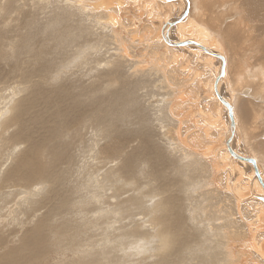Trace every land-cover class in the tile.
<instances>
[{
	"label": "bare ground",
	"instance_id": "obj_1",
	"mask_svg": "<svg viewBox=\"0 0 264 264\" xmlns=\"http://www.w3.org/2000/svg\"><path fill=\"white\" fill-rule=\"evenodd\" d=\"M0 25V264H264V0H0Z\"/></svg>",
	"mask_w": 264,
	"mask_h": 264
},
{
	"label": "rangeland",
	"instance_id": "obj_2",
	"mask_svg": "<svg viewBox=\"0 0 264 264\" xmlns=\"http://www.w3.org/2000/svg\"><path fill=\"white\" fill-rule=\"evenodd\" d=\"M202 5L204 6L205 5V0H202ZM238 13V14H237ZM234 14H236V15H234ZM234 14H230V15H228L226 18H225V20L227 21V23L229 24V23H238V22H240V20H242V18H244V15H243V12H242V9H240V10H237V11H235L234 12ZM232 16V17H231ZM243 16V17H242ZM229 21V22H228ZM19 23H21V22H17V23H13V24H19ZM5 30H8L9 31V28H6ZM4 30V28H3V26L2 25H0V31H5ZM15 33H4V35L6 36V37H8V36H11V35H14ZM250 44H251V42H249ZM227 50L231 53V50L230 49H228L227 48ZM36 192V191H35ZM22 236V233L20 234V236L19 237H17L16 238V240H15V242H14V244H15V246H19V238ZM64 263H66V262H64ZM63 263V264H64Z\"/></svg>",
	"mask_w": 264,
	"mask_h": 264
},
{
	"label": "snow or ice",
	"instance_id": "obj_3",
	"mask_svg": "<svg viewBox=\"0 0 264 264\" xmlns=\"http://www.w3.org/2000/svg\"><path fill=\"white\" fill-rule=\"evenodd\" d=\"M234 115H235V111H234V113H233ZM241 115H242V117H243V113H241Z\"/></svg>",
	"mask_w": 264,
	"mask_h": 264
}]
</instances>
